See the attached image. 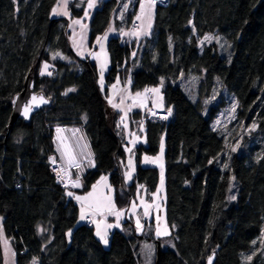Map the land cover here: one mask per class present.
<instances>
[{
	"label": "trees",
	"instance_id": "1",
	"mask_svg": "<svg viewBox=\"0 0 264 264\" xmlns=\"http://www.w3.org/2000/svg\"><path fill=\"white\" fill-rule=\"evenodd\" d=\"M59 2L0 0V264L4 244L14 264H207L213 253L215 264H264V0H169L139 40L127 33L142 0H101L90 43L109 34L103 85L99 65L71 44L70 20L85 14L84 1L70 5V18L53 16ZM207 36L224 42L202 43ZM29 77L49 103L14 119L13 98ZM117 81L130 94L162 86L171 109L167 121L141 125L147 142L135 149L136 176L127 183L121 112L109 106ZM229 106L234 119L216 125ZM71 127L92 154L72 168L57 131ZM164 140L165 175L142 160L158 156ZM214 143L220 148L206 149ZM50 157L80 178L81 192L58 182ZM105 175L126 214L136 193L153 198L164 176L171 234L158 238L155 218L138 229L127 217L105 244L89 221L80 223L75 194Z\"/></svg>",
	"mask_w": 264,
	"mask_h": 264
},
{
	"label": "rangeland",
	"instance_id": "2",
	"mask_svg": "<svg viewBox=\"0 0 264 264\" xmlns=\"http://www.w3.org/2000/svg\"><path fill=\"white\" fill-rule=\"evenodd\" d=\"M74 1L75 0H73L72 2L70 1L69 2L70 5ZM80 1H83V0H80ZM99 2H98V0H96L95 6L91 9H89L87 7V2H86L85 6H84V10H85V12L88 13V15L85 16V14H84L81 17L72 18L70 20L71 21L70 22L71 44L73 45L75 53L79 54V56L81 58H89L90 57V59H92L94 61H95V55L97 53L96 50H97V48L99 49L100 42L98 43L97 41H95L93 45L90 43V41H91L90 40L91 39L90 26L92 23L91 20L94 17L96 11L98 10ZM168 3H169V0H157L156 7H157V5L167 6ZM69 10L71 11V9H69ZM53 16L54 17H65L66 15L61 12V9L56 8V12L53 11ZM67 17H69V16L67 15ZM77 20H79L80 23H74V21H77ZM84 25H86V27H84ZM101 40L108 42L109 36L105 35V36L100 38V41ZM211 41H216L219 43V45L223 44V42H224L222 39L221 40L220 39H214L212 36H210V37L207 36V37L202 39V43H210ZM59 55H60V58H65L63 55H61V54H59ZM153 89H159V92H155V94H154V96H156L154 99V104L156 107L153 106V109L152 108L147 109L146 113L144 114V116L142 118H141V116H138L135 119V115H133V117H132L133 124L131 125V129L133 130L134 133L138 130V127L140 128V126L142 124H144L145 122H147L149 120H151V121L157 120L155 118H150V117L146 116L148 112H153V111H154V113L156 112V114L153 117H157V118L159 117L158 120L167 121L169 119V117H168L169 116V111H168L169 108L165 106V95L162 94L163 93L162 86H156ZM147 92L148 93L144 94V95L147 96L148 103H152V101H153L152 91H147ZM110 97H108V98L112 99V94L110 95ZM110 99H109V106L112 108L113 105H110ZM127 103L128 102H126V100H124L121 102V106L123 108H125ZM158 108H163V109L161 110ZM112 110H113V108H112ZM234 111H235V109L233 107L230 108V106L224 108V110L220 112L219 117L216 120L218 122V123L216 122V125L219 124L221 127H223L222 124L230 123L234 119V114H233ZM161 114H165L167 116L162 117V116H160ZM162 118H164V119H162ZM125 120H124V123H125ZM116 125L121 126V115L119 116V119L117 118ZM121 128H122L121 130H123L122 126H121ZM76 130H78V129L71 127L69 130L62 129V131L58 132L59 133V138H58L59 143L58 144H59L60 155H62V157L64 159H66L68 166H70L71 168L76 167L77 164L79 166H81L83 164L82 162H88V163L92 162V157H91L92 154H90V152H89V146H88V143H86V139L83 135V132H81L80 130H78V131H76ZM123 132L125 133V130H123ZM127 145L128 144L126 143V146ZM220 145L221 144H217V143L210 144L206 147V149L212 150V149H215V147L220 148ZM161 147H163V151L158 154L157 158L160 160L162 155H163V159L160 160V164L163 165V167L161 169V173H163L164 163H165V161H164L165 140H164L163 146H161ZM128 152H129V158L126 160L127 165L125 167V173H124L126 183L133 181L134 177L136 176V169H137V165L135 163V157L133 158V156H134L133 150L131 149V151H128ZM129 161H131V164L129 163ZM62 163H64V162H62ZM65 164L66 163H64V165ZM70 167L67 168V166H66V168L68 170L71 169ZM52 172H53V174H55L54 171H52ZM128 173H131V178L128 177ZM163 175H165V174L163 173ZM104 178H106V179H103V180L100 179L98 182H96L94 184L95 190H94V186H93L92 192H90V193H92L91 197H94V199H92L90 201V203H93L95 201H100V204H101L99 211L94 210L98 214H96L95 216H92V217H88L86 219L92 225L94 224V222L96 223V220L99 222L107 223L108 221H106L105 216L102 215V213L110 212L107 209L111 208L112 206H116L115 197H114V188H113V186L110 185L109 176L106 177V175H105ZM57 179L59 182V178H57ZM163 181L165 184L164 176H162V179L160 178V183H159L160 185H159L158 189L153 194L155 196L152 195L154 198H150V199L148 198L147 190L143 191L144 193L143 192L141 193V191L136 193L137 195H135V196H137V198L134 201H132V204H131L132 206H130V209H129L127 215H128V219L132 218L135 220V224H136L135 226L138 229L145 226L146 221L151 222L155 218L154 226L157 229L156 235L158 238H162V240H165L167 238V236H169L171 234V228H169V225L167 223L166 208H165L166 206L164 204L166 199H167L166 184L164 185ZM203 183H204L203 180H201L200 186H199L200 188L202 187ZM107 186H110V187H107ZM73 189L75 191L81 192L80 189H75V188H73ZM83 194L76 193L75 197H81V196H83ZM88 196H89V194L85 197L87 201H88ZM109 198H110V201H109ZM78 201L81 205V210H83L84 209V203H85V202H83L84 200H82V202H80V200H78ZM163 201H164V203H163ZM85 205H87V204L85 203ZM87 207H88V205H87ZM93 209H91V210L93 211ZM81 213H82V211H81ZM84 216H85V214H84ZM85 218L81 219V215H80V223L83 224L84 222H86ZM137 221H139V227L137 225ZM163 232H167V235L158 234V233H163ZM148 245L145 244V247L147 246V249L150 248V246H148ZM3 247H4L5 257H7L6 264H14L13 255L8 254L9 250H12V249L9 248V246H7L6 244H4ZM164 247H166V243H164ZM15 264H16V259H15Z\"/></svg>",
	"mask_w": 264,
	"mask_h": 264
},
{
	"label": "crops",
	"instance_id": "3",
	"mask_svg": "<svg viewBox=\"0 0 264 264\" xmlns=\"http://www.w3.org/2000/svg\"><path fill=\"white\" fill-rule=\"evenodd\" d=\"M70 1L72 2L73 0H68V6H67V13L68 14L67 15L69 17H70V14H71V11L69 10V7H70V3L69 2ZM83 1L86 4V0H83ZM99 1L100 0H98V2ZM142 3H144V5H145V10H144V12H142L141 11V5H140V9L138 11L137 16H140L141 19L137 20L135 18L136 19V23H137L136 25L137 26L133 30V31H138L141 34L138 35V36L132 35V37L133 38H136L137 40L143 38V36H145L147 33L149 34L152 25H154V19L155 18H153V16H154L155 11L157 9L156 4H155V6L153 8L149 9L148 4H147V0H142ZM61 7H62V3H61V0H60L58 6L56 8L61 9ZM149 24H150V27H149ZM96 51H97V53L95 55V62L97 63V65H99V68L103 72V75H104V73L107 72L108 69L111 68V56H110V53H108V42H106L104 40H101L100 41V44H99V49L97 48ZM103 78H104V76H103ZM127 84L128 83H123V85H122L120 83V81H117V82H115L112 85V87L110 89V91H112L111 92L112 99H111L110 104L111 105H117V104L120 105V107H118V108L117 107H114V106L112 108H115L116 110L118 109V111L121 112V117H125V119H126L125 120V123H123V124L121 123V126L123 127V130H125V141L128 144L126 146V149H127V152L129 151V149H132L133 150V152H134L133 158L135 157V163L138 166V163H137V154L135 152V149L140 144L146 145L147 140H146V137L144 136V131L145 130L142 129V126L143 125L140 126V128L138 127V130L135 132L136 134L131 129V125L133 124L132 117H133V115H135V119H136L137 118V116L135 114L136 112H142V113H144L149 108H152L153 109V106H155L154 99H155L156 96H154V94H155L154 91L148 90V91H152V96H153L152 103H148V98H147L146 95H144V94H147L148 92H146V91L145 92H142V93H140L141 95L139 97H137L136 96V93H134V94L131 93L130 94V90L131 89H130V86L128 87ZM113 86H115V87H113ZM124 100H126V102H128L126 104L125 108H123L121 106V102L124 101ZM158 109H161L162 110L163 108H158ZM112 112H113V110H112ZM114 112H116V111H114ZM125 113H127L126 116H125ZM160 153H161V148H160ZM157 157L158 156H156V157H150V156H148L147 158H150L152 160H156L155 163H159L158 164V167L160 169H162L163 165L160 164V160L163 159V155H162V157H161L160 160ZM145 158L146 157H143L142 158V160L144 162H145ZM145 163L146 164H149V163L152 164V162H145ZM155 163H153V164H155ZM163 171H164V169H163ZM90 192H92V190ZM90 192H87V193L83 194V196H81V197H84L85 198ZM92 199H94V197L88 196V201L86 199L83 201V202H85L88 205V207H87V205H85V203H84L83 213L85 214V217H87V215L90 214L91 209H93V208H89V204H90V201ZM80 202H82V200H80ZM111 208H113V211L115 213H118L119 214L118 217H117V215H114L112 212L102 213V215L105 216V219L108 222L105 223V222H99V221L96 220V223L94 222V224H93V226H95V228H96V231L99 230L101 233H106L107 236H108L109 230L111 228V227H108V225H113L112 227H116V226L118 227L128 217V215L125 212L119 210L118 208H116V206H114V207L112 206ZM94 210L95 209H93V211ZM86 219L87 218H85V220ZM99 237L101 238V236H99Z\"/></svg>",
	"mask_w": 264,
	"mask_h": 264
},
{
	"label": "snow or ice",
	"instance_id": "4",
	"mask_svg": "<svg viewBox=\"0 0 264 264\" xmlns=\"http://www.w3.org/2000/svg\"><path fill=\"white\" fill-rule=\"evenodd\" d=\"M86 2H87V7H88L89 9L93 8V7L95 6V4H96V0H86ZM156 2H157V0H147V4H148L149 9L153 8V7L155 6ZM61 3H62L61 12H62L63 14H65V15H67V14H68V13H67L68 0H61ZM144 10H145V5H144V3H142V4H141V11L144 12ZM53 11L56 12V9H54ZM87 15H88V13L85 12V16H87ZM136 19L139 20V19H141V17H140V16H137ZM74 23H80V21L77 20V21H74ZM84 27H86V25H84ZM149 27H150V24H149ZM112 30H113V29H110V31H112ZM127 34H128V35L138 36V35H140L141 33L138 32V31H133V32H131V33H127ZM105 38H106V37H105ZM206 39H207V38H206ZM97 42H98V43L100 42V38H97ZM57 55H59V54H57ZM47 67H48V65L45 64V65H44L45 70H47ZM49 75H51V73H49ZM101 85H103V72H101ZM113 87H115V86H113ZM145 91L147 92L148 89H145ZM152 91H154V92H159V89H152ZM140 95H141L140 93H136V96H137V97H139ZM32 100H33V102H36L37 98H36L35 96H33V97H32ZM40 102H41V103L44 102L43 97H40ZM113 106H114V107H117V108L120 107V105H118V104H117V105H113ZM30 107H31V105H26V106H25V108H24V113H23L25 116L28 115V111H29V108H30ZM168 111H169V114H171V109H169ZM126 115H127V113H125V116H126ZM124 120H125V117H121V123H122V124L124 123ZM252 128L254 129V128H255V125H253ZM57 131L60 132V131H62V129H59V128H58ZM76 131H78V130H76ZM233 150H235V149H233ZM129 151H131V149H129ZM162 151H163V147H161V152H162ZM145 162H152V163H155L156 160H152V159L146 157V158H145ZM53 163H55V158H53ZM129 163L131 164V161H129ZM76 166L79 167L78 164H77ZM128 177L131 178V173H128ZM101 179L103 180V179H106V178L102 177ZM75 186H76V187H79L80 185H79V184H76ZM107 187H110V186H107ZM94 190H95V186H94ZM68 195L71 196V195H73V194H72L71 192H69ZM89 196H92V193H89ZM76 199H77V200H85L86 198H84V197H76ZM232 199H235V197H232ZM109 201H110V198H109ZM89 207H90V208H94L96 211H99V210H100V207H101L100 201H95V202H93V203H90V204H89ZM113 207H114V206H113ZM107 210L110 211V212H112L114 215H117V217L119 216L118 213H115V212L113 211V208H108ZM84 218H85V216H84V213H83V210H82V213H81V219H84ZM137 225H138V227H139V221H137ZM112 226H113V225H108V227H112ZM158 234H161V235H167V232L158 233ZM97 235H98V236H101V238H102V240H103V242H104L105 244L108 243V239H107V234H106V233H101V232L98 230V231H97ZM249 259H250V258H249ZM209 264H211V258H209Z\"/></svg>",
	"mask_w": 264,
	"mask_h": 264
},
{
	"label": "water",
	"instance_id": "5",
	"mask_svg": "<svg viewBox=\"0 0 264 264\" xmlns=\"http://www.w3.org/2000/svg\"><path fill=\"white\" fill-rule=\"evenodd\" d=\"M34 79L32 77H29L27 82L25 83L23 92L17 94L13 98V118H25V119H30L35 113L45 107L48 103L49 100L45 98L42 94L36 92L35 87H34ZM35 96L37 98L36 102H33L32 97ZM40 97H43L44 102H40ZM26 105H31L28 111V115L25 116L24 113V108ZM211 258V264H215L216 261V254L213 253ZM209 258H208V263L209 264Z\"/></svg>",
	"mask_w": 264,
	"mask_h": 264
},
{
	"label": "built area",
	"instance_id": "6",
	"mask_svg": "<svg viewBox=\"0 0 264 264\" xmlns=\"http://www.w3.org/2000/svg\"><path fill=\"white\" fill-rule=\"evenodd\" d=\"M156 114V112H148L146 116L150 117V118H155V119H159V117H153ZM160 116L162 117H166L167 115L165 114H161ZM169 117V116H168ZM164 119V118H162ZM146 123V122H145ZM53 158L54 157H50L49 158V164L50 167L52 169V171H54V175L56 176V178H59V183L66 188H75V189H82V182L80 180V178L78 177H74L72 175V172L70 170H68L66 168V166L64 165V163L62 162H58L55 159V163H53ZM79 184V187H76L75 185Z\"/></svg>",
	"mask_w": 264,
	"mask_h": 264
}]
</instances>
